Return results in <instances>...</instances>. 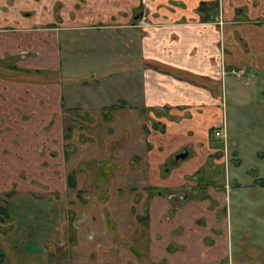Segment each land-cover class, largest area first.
Wrapping results in <instances>:
<instances>
[{
    "label": "crops",
    "instance_id": "0c3cea01",
    "mask_svg": "<svg viewBox=\"0 0 264 264\" xmlns=\"http://www.w3.org/2000/svg\"><path fill=\"white\" fill-rule=\"evenodd\" d=\"M29 1L33 6L25 0H0V58L8 53L33 49L36 57L23 56L27 58L26 63H14L11 67L25 71L34 67H38L34 68L38 71L39 68L59 71L60 44L66 30L71 38H75L71 40L72 45L80 51L83 38L88 41L89 37L96 36L95 45L113 53L110 57L114 56L118 64L117 70L101 79L103 88L117 79L121 86L116 91L119 92V101L123 102L131 98L136 100V85L141 88L139 100L143 106L119 104L113 115L119 117L126 110H134V116L143 117V108H150L151 112L166 108L164 115L170 117L169 131H165L160 139L163 151L155 155L148 152L147 164L133 168L132 175L123 170L116 176L119 184L114 186L137 192L143 190L148 197L151 195L148 213L153 221L154 217L162 219L166 211L174 208L169 216V230L174 234L166 241L169 264H193L194 261L196 264H222L224 261L230 264L232 231L227 215L222 212L225 206L229 213L227 187L225 191L209 187L211 200L178 192L175 198H169L154 194L149 187L182 188L195 172L206 166L207 160L203 157L194 159V156L170 168L168 174L162 170L168 158L170 162L183 147H208L210 128L224 125L222 84L234 75L233 69L249 73L251 78L254 73L261 72L264 80V0H227L221 11L219 0L218 4L217 0H153L155 11L150 24L144 28L134 26L142 0ZM86 58L93 62L77 63L76 69L89 68L104 60L103 56L95 54H87ZM130 60L134 65L130 62L126 65ZM127 67L133 72L136 68V72L133 75L127 73ZM91 76L99 78L101 75L93 70ZM131 83L132 87L129 86ZM86 88H90L87 93L92 100L101 98L102 88L96 90L88 84ZM22 95L47 108L46 114L60 111L64 105V89L59 79L34 81L0 75V103L24 105ZM114 104L118 103L109 106ZM107 106H102L101 110ZM82 107L87 111L84 114L95 113L84 105ZM177 116L181 119L171 118ZM191 117H198L201 121L193 122ZM123 126L124 137L131 130ZM190 129L201 135L190 139L187 134ZM120 161L128 162L123 157L117 160ZM124 174L128 177L123 178ZM208 175L214 180L213 173ZM32 178L21 180L18 175L0 173V197L7 196L4 199L9 210V218L0 221V250L3 252L0 264H136L139 261L135 253L112 247L115 239H124L133 228L132 220H129V230L123 229L125 223L119 214L116 215L121 195L111 193L104 202L89 200V208L79 212L72 203L78 204L73 195L76 196L83 186L78 181L80 177H77L74 188L69 186L66 176L62 186L50 182V189H41L28 182ZM193 180L194 183L189 184L196 187L197 180ZM107 188L110 193L111 188L107 186L105 190ZM219 196L220 200L217 199ZM214 200L217 204L213 207ZM71 208H75L77 214L72 223L67 219ZM206 211L212 213L216 219L214 223L204 220ZM107 213L111 222L107 220ZM67 227L75 232V238L69 244L65 237L73 233H69L71 230ZM107 227H112L115 232L112 238L106 232ZM175 230L180 233L175 234ZM55 258L57 261L53 263Z\"/></svg>",
    "mask_w": 264,
    "mask_h": 264
},
{
    "label": "rangeland",
    "instance_id": "374dc122",
    "mask_svg": "<svg viewBox=\"0 0 264 264\" xmlns=\"http://www.w3.org/2000/svg\"><path fill=\"white\" fill-rule=\"evenodd\" d=\"M226 1L219 0L220 11L225 8ZM25 2L33 6L31 1L25 0ZM204 4L207 5L208 2ZM74 39L66 30L60 44L62 53L59 71L34 69L38 67L25 71L11 67L14 63H26L27 58H22L23 56H28L30 59L36 57V51L33 49L18 54L8 53L0 58L1 76L34 81L59 79L64 89L63 108L60 111L54 110L53 114H46L47 108H42L43 105L36 100H30L26 95H22L25 100L24 105L10 104L8 106L7 103H0V173L8 174V176L18 175L21 180L32 176L33 178L28 182L41 189H50V182L57 187L62 186L66 176L68 179V175L75 170L77 177L81 179L78 181L83 184L77 191V195H73L78 204H72L79 212L89 208L87 203L89 200L104 202L109 199L111 193L117 194L116 196L121 195V198L118 197L119 211H116V215L119 214L122 222L125 223L123 229L129 230V220H132L130 224L133 228L130 235L124 239L119 237V240L115 239L113 245L111 244L114 250L135 253L139 259L136 264H169L167 242L169 235L174 234L171 229L169 230L171 227L169 216L174 208L166 211L162 219L157 220L154 217L153 221L148 213L151 195L148 197L143 190L137 192L131 189L130 191L125 190L123 186H119L122 187L119 189L114 185L119 184L116 176L123 173V170L127 175H132L133 168L139 165L145 166L148 152L150 155H155L163 151L164 146L160 139L169 131L170 117L169 115L168 117L159 116L156 111L145 110H142L143 117L139 115L137 117L134 116V110H126V113L119 117L114 116L111 111V119L104 118V108L103 111L101 110L104 105L109 107L110 104L118 103L115 105L143 106V102L139 100L141 88L136 85L138 92V94L135 93L136 100L131 98L129 101H119V92L116 90L121 85L117 84V79L105 88L100 83L105 75L118 68L116 58L110 57L113 53L106 48L97 47L96 36L89 37L88 41H85V38L82 39L83 43L80 46L82 51L72 45L71 40L74 41ZM87 54L103 56L104 60L99 61V64L94 63L89 68L76 69L77 63L90 62L91 58H86ZM126 62V65L130 63L134 65L132 60ZM93 70L101 76L99 78L91 76ZM134 72L127 67V73L133 75ZM262 77L261 72L254 73L252 78L249 73H239L224 80L221 106L228 143L215 137L213 130L219 127H212L208 132L210 139L208 147L200 145L198 149L194 145L185 146L179 152L188 149L189 155L186 158L177 160L178 152L170 159V162L168 158L167 163L162 167L163 172L168 174L170 168L188 157L195 156L194 159L203 157L205 161L207 160L204 167L209 173L214 174V183L210 187L219 191H225V187L228 188L229 213L227 214L225 206L222 212L227 215L228 226L232 231L233 246L230 251V264L264 263V184L262 183L264 181V80ZM86 84L93 86L96 90L102 88L101 98L92 100V96L87 93L90 88H86ZM129 86L132 87L133 84ZM43 104L46 105V102ZM81 105L92 109L95 113L85 115L84 111H87L81 108ZM52 106L51 104L50 107ZM78 107L81 111L77 109ZM171 118L181 119L178 116ZM191 118L193 122L201 121L198 117ZM38 121L36 128H33ZM123 125L131 130V133L127 132V136L124 137ZM148 129L153 131L147 133ZM187 134L190 139L201 135L191 129L187 131ZM121 157L128 162H117ZM93 174L94 179H92ZM127 175L124 174L123 178L128 177ZM192 176L189 183H194ZM48 177L55 180H49ZM189 183L183 186L184 189L183 187L169 188V195H172V192H178L197 198L213 199L209 190L204 192L195 189L194 184ZM107 186L111 188L110 193L108 188L105 190ZM165 195L168 196V194ZM172 198L175 197L172 196ZM220 198V196L217 197L219 200ZM212 202V206H216V201ZM75 208L69 209L67 213V219L71 223L77 215ZM203 215L207 223H214L216 220L210 211L204 212ZM134 228L135 233H133ZM106 229L112 238L115 233L113 228ZM67 230L71 229L67 227ZM115 230L117 232L116 228ZM69 233L73 234L65 237L67 243L75 238L73 230ZM178 233L180 230H175V234ZM54 261L57 259L55 258L53 263Z\"/></svg>",
    "mask_w": 264,
    "mask_h": 264
},
{
    "label": "trees",
    "instance_id": "16d2710c",
    "mask_svg": "<svg viewBox=\"0 0 264 264\" xmlns=\"http://www.w3.org/2000/svg\"><path fill=\"white\" fill-rule=\"evenodd\" d=\"M119 107L117 105H112L109 107L104 108L103 111V116L106 119H110V112L113 110H117ZM142 110L145 111H151L152 109L150 108H143ZM163 110H167L166 108H163L162 110L160 109H153V111H156V114L159 116L164 115V111ZM87 115V114H85ZM158 125V123H157ZM208 170L207 168H201L200 170H198L197 172H195L193 174V179L197 180V186L195 187V189H199L201 191H205L210 185H212L214 183L213 180L209 179V175H208ZM262 183L264 184V181H262ZM76 172L73 171L69 174V185L71 187H76ZM149 190L152 191L154 194H160V195H165L168 194L169 196V190L168 189H162V188H156V187H149ZM9 216V210H8V206H7V200L4 198L0 197V221H4L7 217ZM108 219L111 222L110 216L108 215ZM0 259H3V252L0 250ZM222 264H226V261H224Z\"/></svg>",
    "mask_w": 264,
    "mask_h": 264
},
{
    "label": "flooded vegetation",
    "instance_id": "af4514ba",
    "mask_svg": "<svg viewBox=\"0 0 264 264\" xmlns=\"http://www.w3.org/2000/svg\"><path fill=\"white\" fill-rule=\"evenodd\" d=\"M146 3H149L151 6H152V8L151 9H149L148 7H147V4ZM154 11H155V5H154V3H153V0H142V8H141V10L137 13V15H136V20H135V23H134V26H136V27H146L147 25H149L150 24V18H151V16H153V14H154ZM220 22L221 23H223V21L220 19ZM234 70L235 71H237L236 69H233L231 72L233 73V74H239V73H243V71H237L238 73H236V72H234ZM115 105V104H114ZM114 111V110H113ZM104 117V116H103ZM111 119V118H110ZM219 128H222V129H225V131H226V133H227V130H226V127H225V124L223 125V126H221V127H219ZM219 128H215L214 130H213V134H214V131L216 130V129H219ZM215 136V135H214ZM216 137V136H215ZM220 139H222V138H220ZM222 142H225V143H228V134H227V137H226V139H222ZM75 171V170H74ZM73 172V171H72ZM76 172V171H75ZM68 183H69V175H68ZM76 183H77V172H76ZM70 186V185H69ZM71 187V186H70ZM210 187V186H209ZM208 187V188H209ZM72 188V187H71ZM74 188V187H73ZM207 188V189H208ZM206 189V190H207ZM205 190V191H206ZM204 191V192H205ZM174 195H176V193L175 192H172V195L170 194L168 197L169 198H172V196H174ZM108 215H109V213H107V220L109 221V219H108ZM110 216V215H109ZM110 219H111V217H110ZM2 222V221H1ZM110 222V221H109Z\"/></svg>",
    "mask_w": 264,
    "mask_h": 264
},
{
    "label": "built area",
    "instance_id": "2783aa9c",
    "mask_svg": "<svg viewBox=\"0 0 264 264\" xmlns=\"http://www.w3.org/2000/svg\"><path fill=\"white\" fill-rule=\"evenodd\" d=\"M147 4V7L149 9L152 8V6L149 4V3H146ZM234 72L238 73L237 71L234 70ZM214 135L217 137V138H222V139H226L227 137V133L225 131V129H222V128H219V129H216L214 131Z\"/></svg>",
    "mask_w": 264,
    "mask_h": 264
},
{
    "label": "water",
    "instance_id": "95a60500",
    "mask_svg": "<svg viewBox=\"0 0 264 264\" xmlns=\"http://www.w3.org/2000/svg\"><path fill=\"white\" fill-rule=\"evenodd\" d=\"M189 155V150L186 149L185 151H182V152H179L177 155H176V159H184L186 158L187 156Z\"/></svg>",
    "mask_w": 264,
    "mask_h": 264
}]
</instances>
